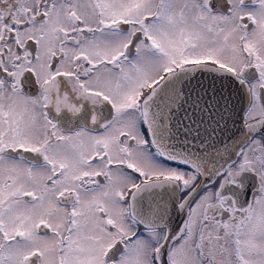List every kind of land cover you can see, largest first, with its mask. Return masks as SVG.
Masks as SVG:
<instances>
[{"label":"snow or ice","instance_id":"obj_1","mask_svg":"<svg viewBox=\"0 0 264 264\" xmlns=\"http://www.w3.org/2000/svg\"><path fill=\"white\" fill-rule=\"evenodd\" d=\"M0 264H264V0H0Z\"/></svg>","mask_w":264,"mask_h":264}]
</instances>
